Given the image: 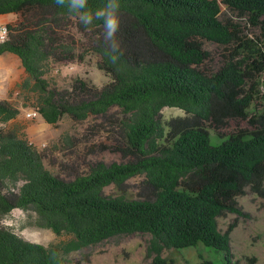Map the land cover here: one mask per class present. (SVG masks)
I'll return each instance as SVG.
<instances>
[{"label": "trees", "instance_id": "obj_1", "mask_svg": "<svg viewBox=\"0 0 264 264\" xmlns=\"http://www.w3.org/2000/svg\"><path fill=\"white\" fill-rule=\"evenodd\" d=\"M112 9L119 27L109 37L97 16ZM226 11L248 18L264 40V0H88L85 9L72 0H0V17L17 18L7 25L0 57L20 59L27 78L18 88L34 96L38 116L51 126L65 117L77 125L101 119L94 127L111 135L121 156L91 162L82 173L63 162L54 173L47 154L12 124L21 110L0 99V222L18 210L64 238L44 245L0 223V264H70L72 253L136 233L152 236L151 264H170L165 250L199 246L234 264L236 226L223 232L219 219L242 214L237 198L247 192L264 198V106H256L259 82L248 88L264 74V44L241 36L223 20ZM85 12L92 15L87 24ZM69 18L91 31L83 52L61 30ZM208 44L234 47L218 71L208 67ZM241 53L247 58L238 62ZM88 55L108 78L104 85L77 77L63 88L46 78L53 67L82 64ZM165 108L184 115L165 120ZM231 121L249 128L225 133ZM94 127L68 142L70 156ZM137 177L132 195L129 182Z\"/></svg>", "mask_w": 264, "mask_h": 264}, {"label": "rangeland", "instance_id": "obj_2", "mask_svg": "<svg viewBox=\"0 0 264 264\" xmlns=\"http://www.w3.org/2000/svg\"><path fill=\"white\" fill-rule=\"evenodd\" d=\"M223 20H231L239 27L241 36L249 40H254L264 44L261 32L258 27L253 26L246 17H239L229 11L222 15ZM16 16L6 15L0 17V28L16 21ZM80 19L69 18L65 20L61 29L68 38H76L79 52H83L87 44L88 36L91 31H80ZM207 49L211 53V59L208 67L212 71H218L231 55L234 47H223L216 44H208ZM82 54V53H81ZM0 61L8 66L19 67V70H13V76L18 78L19 83L12 88L5 99H9L20 110L21 115L17 121L12 123L23 130L29 140L40 151L47 154V166L54 173H61V164L68 163L74 171L84 172L87 170V164L91 162H104L111 164L120 162L121 156L114 149L115 144L111 135L104 129L94 127L99 125L101 119H93L85 124L77 125L69 118L65 117L57 126L48 125L40 116L35 119L26 117L28 112L35 111L33 108V95H26L19 88L26 78L27 74L22 67L20 59L12 54ZM243 53L237 55L236 61L243 62ZM12 58V59H8ZM247 58V57H246ZM243 66H246L243 63ZM13 69V68H12ZM24 70L25 73H21ZM254 79L248 83V88L252 82H259L260 95L256 99V106H264V74L254 75ZM82 77L97 86H102L108 82V78L97 67V58L95 55L86 56L82 64L59 65L51 69L46 76L59 87H66L73 78ZM165 120L173 117L183 116L179 109L165 108L162 111ZM93 126V135L88 136L86 145L79 144L73 148V154L69 152L68 142L72 139L78 140L86 136V130ZM249 125L243 121H231L225 133L237 132L239 129H248ZM213 136L216 134L211 131ZM64 137V138H63ZM93 147V153L89 150ZM70 173L66 177H70ZM62 174H67L63 172ZM72 176V175H71ZM141 181L137 177L130 183V193L136 195V187ZM108 193L114 192L113 188L107 190ZM239 208L242 214H227L219 219V227L223 232L229 229L230 225H235L231 233V253L234 264H264V198L247 192L246 195L237 198ZM4 221H8V227L12 228L16 234L28 241H38V243L49 245L59 243L64 240L58 237L50 230L40 229L33 225L31 217L22 211H14ZM152 236L150 234L136 233L132 235H120L94 245L81 251L72 253L68 260L70 264H151L153 257L148 255ZM170 264H198L201 259L213 261L216 264H222L223 254L212 248L199 246L183 250H165L162 254Z\"/></svg>", "mask_w": 264, "mask_h": 264}, {"label": "clouds", "instance_id": "obj_3", "mask_svg": "<svg viewBox=\"0 0 264 264\" xmlns=\"http://www.w3.org/2000/svg\"><path fill=\"white\" fill-rule=\"evenodd\" d=\"M88 0H72L73 7L78 9H85L87 6ZM80 19L84 23H90L92 20V15L90 12H85ZM97 19H103L104 27L106 29V33L109 37L113 36L119 27V17L115 14V10H101ZM6 38V30H0V43H3ZM5 225H8V221L0 222ZM38 243V241H35Z\"/></svg>", "mask_w": 264, "mask_h": 264}, {"label": "crops", "instance_id": "obj_4", "mask_svg": "<svg viewBox=\"0 0 264 264\" xmlns=\"http://www.w3.org/2000/svg\"><path fill=\"white\" fill-rule=\"evenodd\" d=\"M7 55L8 54L1 56L0 59L7 58L8 57ZM8 59H12V58H8ZM15 69L19 70V67L8 66L0 61V99L1 100L5 99L4 97L9 95L12 88L19 83L18 78L13 76L14 74L13 70ZM21 73H25L24 70H22Z\"/></svg>", "mask_w": 264, "mask_h": 264}, {"label": "built area", "instance_id": "obj_5", "mask_svg": "<svg viewBox=\"0 0 264 264\" xmlns=\"http://www.w3.org/2000/svg\"><path fill=\"white\" fill-rule=\"evenodd\" d=\"M0 30H6V38H7V35H8V28H7V26H4V27L0 28ZM6 38H5V40H6ZM37 116H38V114H37L36 111L28 112L27 115H26V117L28 119H35Z\"/></svg>", "mask_w": 264, "mask_h": 264}]
</instances>
